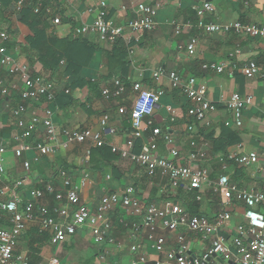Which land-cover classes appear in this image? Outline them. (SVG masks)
Returning a JSON list of instances; mask_svg holds the SVG:
<instances>
[{
  "label": "crops",
  "instance_id": "0c3cea01",
  "mask_svg": "<svg viewBox=\"0 0 264 264\" xmlns=\"http://www.w3.org/2000/svg\"><path fill=\"white\" fill-rule=\"evenodd\" d=\"M21 1L32 5L34 14L45 12L49 16L44 28L49 36L57 38L72 36L73 32L82 25L91 24L93 15L88 10L96 5V0ZM106 3L108 17L116 25H124L135 16V2L131 0H106ZM159 3L155 30L142 34L132 55L116 53L115 44L112 46L100 41L96 34L83 35L90 42L95 43L98 50L88 66L82 69L79 77L97 85L98 91L83 87L72 93L75 104L65 108L50 109L51 120L58 136L52 145L53 152L40 158L38 162L29 161L35 156L32 152L27 153L23 159H16L12 155L13 137L20 131L16 119L12 116L15 108H11V105L13 103L18 107L20 101L18 97L17 99L14 97V94L17 96L16 93H11L7 98L0 95L1 98H5L0 103V146H6L8 150L5 157L6 180L8 184L23 177L27 180V186L19 190L18 196L21 193L26 194L30 189H44L48 185H52L58 191L63 186L68 190L69 186H65V179L59 175L60 171H66L73 185H79L81 178L88 175V181L81 187L79 194L81 202L91 210L97 209L103 196L127 187H132L135 195L147 204L166 198L183 202L180 196L182 195L183 198L184 194L187 197L185 199L195 200L196 192L186 193L183 188L175 194H170L166 179L159 177L148 179L144 170L129 160L115 155L111 157L109 153L105 154L106 157L100 156L94 152L96 148L90 141L81 145L63 147V138L59 136L61 129L97 131L104 115L109 116V127L117 130V134L105 137L108 144L126 148L127 140L131 139L134 141L132 150L134 153L150 150L165 159H171L169 152L175 148L182 157L180 163L189 165L186 155L191 150L190 142L201 143L202 140L208 144L212 153L209 162L206 163L212 179L227 174L239 187L264 191V175L259 173L258 166L237 168L229 165L223 170L221 162V159L229 154L254 152L262 155L264 153V78L247 79L240 72L242 66L249 61H255L259 65L264 64V40L238 37L232 33L206 34L199 27L200 22L203 24L239 22L249 26H264V0H160ZM204 3H209L213 12H206L200 17L197 15V10L202 8ZM18 10L17 4L0 10V30L11 33V42H15L14 48L10 49L7 46L9 53L36 73L51 75L38 63L30 65L26 54H23L24 38L30 35V32L26 26L19 23ZM53 19H58L60 23L54 25ZM191 38L197 39L194 56H189L186 51ZM119 41L126 49L124 41ZM120 55L123 57L120 58ZM210 62L224 64L225 72L222 74L204 72L201 68L202 64ZM61 68L59 66V69ZM156 71L163 73L158 80L153 78ZM170 71L176 72L183 78L195 77L198 82L206 86L208 98L216 104L211 117L213 120L211 127L197 126L194 132L187 131L186 126L191 122L185 113L188 103L183 95L171 91L166 76ZM121 77H124L130 86L138 84L148 90L158 88L164 90V95L151 119L154 128L161 134L170 136L171 143H166L162 137L151 141L152 131L132 135L130 122L125 121L128 114L119 116L117 113L119 107H124L130 112L134 95L129 90L128 98L104 99L103 88H111V80ZM52 79L59 86L72 80L67 76L62 77L61 73L53 76ZM235 92L252 95L253 102L243 111L241 126L227 128L224 127L223 122L230 117L224 105ZM48 104L44 101L40 104L27 103V113L24 117L26 124L32 126L27 121L32 119L33 114L44 117ZM167 107L178 113L174 122L169 121ZM209 134L211 135L206 138L205 136ZM44 136L43 127L36 125L32 140L40 141ZM214 139L217 141L216 147L230 142L225 147V154L213 152L211 141ZM24 160L30 162L29 172L23 171ZM199 193L204 195V202L200 205L201 214L215 213L219 210V199L209 195L208 188H202ZM47 203L55 204L51 199L47 200ZM240 212L241 208H238L233 214V223H238L236 219H240ZM108 216L112 223L111 236L114 244L96 245L89 229L84 227L72 236L66 237L60 244L53 246L48 232H42L36 223H30L19 238L16 250L28 258L29 264H48L54 258L59 260V264H132L135 255L130 253L129 247L135 243L143 246L148 260H155L160 256L151 249L140 226L137 230L132 228L139 219L128 216L120 208H116ZM8 226L4 220L0 221V228H8ZM207 245L208 243L200 239L194 241L191 247L193 254H200Z\"/></svg>",
  "mask_w": 264,
  "mask_h": 264
},
{
  "label": "built area",
  "instance_id": "2783aa9c",
  "mask_svg": "<svg viewBox=\"0 0 264 264\" xmlns=\"http://www.w3.org/2000/svg\"><path fill=\"white\" fill-rule=\"evenodd\" d=\"M135 2V16L124 25H116L108 17L106 0H96V5L88 12L93 15L89 25H82L76 29L72 37L77 35L96 34L100 41L114 45L122 40L126 44L128 54H133L142 34L152 32L156 28V15L160 8V0H131ZM22 1L17 4L18 9ZM1 9V4H0ZM125 8L123 7V10ZM213 12L209 3H204L197 10V15ZM52 23L58 25L60 21L53 19ZM206 34L232 33L238 37L257 38L264 40V26L256 27L243 25L239 22L231 24H203L199 23ZM178 34V28L176 29ZM11 42V35L0 30V71L5 76L0 77V95L9 97L16 93L20 104L12 111L20 133L13 137L11 152L16 159L27 153H34V162L53 152L52 145L58 133L51 120V110L46 107L44 117L35 114L28 126L24 119L27 113V103L41 101L50 103L57 93L69 94L66 84L57 85L50 75L36 73L31 67L20 63L12 57L7 48ZM197 39L191 38L186 51L189 56L195 55ZM231 61V60H230ZM58 73L63 75L65 63L60 62ZM204 72L222 74L225 72L224 64L204 63L201 66ZM240 72L247 79L255 77L264 78V64L249 61L242 66ZM163 76L156 71L153 78L158 80ZM171 91H177L186 98L188 106L186 117L191 121L186 129L194 132L197 125L211 127L212 113L216 104L208 98L207 88L195 77L183 78L174 71L166 74ZM129 92L133 93L132 107L128 112L119 107L118 115L129 117L132 135H139L145 131H152L153 141L162 137L166 143H171L170 136L161 134L153 127L151 116L157 107L164 90H148L138 84H132ZM105 100L126 97V86L118 78L111 80V88L102 90ZM253 97L249 94L232 93L225 103V111L230 119L223 122L224 127H239L243 111L252 105ZM169 121L177 118L176 111L166 108ZM109 116L104 115L99 124V130L91 129L69 130L61 129L59 136L63 138V147L81 145L90 141L94 148L108 146L110 151L121 159L129 160L144 170L148 179L161 178L167 180L170 194H175L180 188L186 193L196 192L195 202L200 205L204 202L202 188H208L209 195L219 199V210L209 214H190L182 202L172 198L161 199L156 203L147 204L135 195L132 187L111 192L100 199L96 210H91L80 199V189L88 181L84 175L79 185H73L66 171L59 175L65 179L60 191L52 185L44 189H30L29 193L19 194V190L27 186L25 177L8 184L6 180V164L4 155L6 146H0V221H5L8 228H0V264H29L28 258L17 252V243L30 223H36L42 232H48L50 243L53 246L60 244L66 237H70L81 228H88L91 238L96 245L103 243L114 244L111 236L112 223L109 213L120 208L128 216L139 219L132 228L144 231L145 240L158 255L155 260H148L141 244H132L129 247L131 254L135 255L132 264H264V191L248 190L233 183L227 174L212 179L210 169L206 163L212 155L208 144L201 140L190 142L191 150L186 155L190 163H180L181 156L175 148L169 154L171 159L157 156L150 150L134 153V141L129 139L126 148L108 144L106 136L117 134V130L109 127ZM41 125L44 130V139L32 140L35 126ZM222 168L226 170L229 165L237 168L258 166L260 174L264 175V153L258 155L254 152L229 154L221 159ZM24 172H29L30 162L22 163ZM55 204L49 205L47 200ZM241 208L240 222L233 223V214ZM168 235V236H167ZM200 239L208 243L200 254H193L192 244ZM48 264H59L54 258Z\"/></svg>",
  "mask_w": 264,
  "mask_h": 264
},
{
  "label": "trees",
  "instance_id": "16d2710c",
  "mask_svg": "<svg viewBox=\"0 0 264 264\" xmlns=\"http://www.w3.org/2000/svg\"><path fill=\"white\" fill-rule=\"evenodd\" d=\"M19 2H21V0H0V10L7 9L10 5L18 4ZM17 13L19 15V23L26 26L30 32V35L24 38L23 45V54H26L28 63L30 65L38 63L43 70L51 73L50 77H53L58 75L60 62L63 61L65 63L63 75L72 79L65 85L66 89L69 90V94H65L64 92L57 93L54 100L48 104L49 109L65 108L75 104L76 101L72 93L83 87H89L98 91L97 85L84 81V79L79 77L82 69L88 66L95 52L98 50L95 43L90 42L83 35H77L75 37L66 36L61 38L49 36L44 28L49 16L46 15L45 12L34 14L33 6L25 4L24 1H22V5ZM119 42L120 41H117L114 47L116 53H127L125 46H122ZM14 43L15 42H11L7 46L12 49L15 47ZM122 57L123 56L120 55V58ZM3 74L4 73L0 71V77H2ZM120 80L125 84L126 93H128L130 84L125 81L124 77H121ZM14 97L17 99L18 96L14 94ZM1 100H5V98L0 97V103ZM11 108H16L13 103ZM128 120L129 117L125 118L126 122H128ZM197 126L200 127L201 125ZM210 135L211 134L208 136L206 135L205 137L208 138ZM216 143V139L211 141L213 152L225 154V147L228 146L230 142L223 144L221 147H216ZM94 152L102 157H106V153H109L108 155L111 157H114V155L118 156L112 153L106 146L96 148ZM180 198L183 200V206L190 214H201V206L199 203L195 204L193 200L191 201L189 198L185 199L187 198L186 194L183 195V198L181 195Z\"/></svg>",
  "mask_w": 264,
  "mask_h": 264
},
{
  "label": "rangeland",
  "instance_id": "374dc122",
  "mask_svg": "<svg viewBox=\"0 0 264 264\" xmlns=\"http://www.w3.org/2000/svg\"><path fill=\"white\" fill-rule=\"evenodd\" d=\"M10 34H11V33H10ZM11 35H12V34H11ZM12 56H13L15 59H17V58H16L14 55H12ZM28 154H30V153H28ZM6 155H7V154H5V155H4V159H5ZM12 155H13V154H12ZM29 161H30V162H31V161H33V157H32V158H30V160H29ZM29 191H30V190H28V193H29ZM236 220H237V221H238V223H239V220H241V219L237 218Z\"/></svg>",
  "mask_w": 264,
  "mask_h": 264
}]
</instances>
